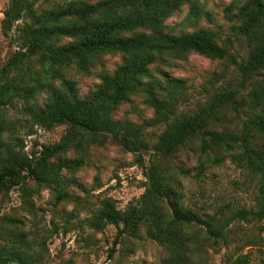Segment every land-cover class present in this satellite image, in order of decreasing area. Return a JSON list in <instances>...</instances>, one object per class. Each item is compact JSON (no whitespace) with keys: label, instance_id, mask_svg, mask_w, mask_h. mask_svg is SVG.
<instances>
[{"label":"rangeland","instance_id":"rangeland-1","mask_svg":"<svg viewBox=\"0 0 264 264\" xmlns=\"http://www.w3.org/2000/svg\"><path fill=\"white\" fill-rule=\"evenodd\" d=\"M69 1L59 0L61 3ZM192 1L202 6L200 16L190 17L191 4L186 2L165 20V31L174 35L198 29L213 31L226 57L217 60L190 52L181 58L168 55L150 65L155 77L165 74L184 82L185 91L172 118L193 114L223 90L236 91L238 99L249 100V94L264 85V70L245 80L234 64L245 62L251 47L238 31L240 21L228 17L237 9L229 13L226 9L230 5L240 6L245 0ZM10 3L11 0H0V73L21 51L18 36L22 21L10 25L4 21ZM69 41L64 38L57 45ZM121 61L120 54H105L87 72H80L74 65L47 68L34 57L26 59L19 71H13L10 76L23 77V83L29 88L35 82L44 86L31 98L17 97L7 105H0V122L6 126L1 136L4 151L18 153L22 146L25 154L24 142L28 135L41 127L44 133L33 140L32 146L31 160L36 163L44 147L60 142L68 133L66 126L48 130L33 124L29 109L45 105L50 94L46 85L59 87L62 79L71 80L77 84L78 97L85 98L99 86L101 73L114 72ZM247 111V107L226 108L216 130L240 133ZM154 116L153 108L144 103L143 95L129 97L110 114L114 120L130 121L142 127L149 146L157 142L165 129L164 124H150ZM249 144L254 151L264 152V141L255 134L251 135ZM199 145V140L193 139L168 160L160 159L153 150L140 152L141 164L137 153L123 151L111 138L103 144L81 140L60 156L83 162L75 174L62 170V183L71 197L69 200L57 201L58 183L38 186L30 178L0 193V250L6 247L9 237H13L22 240L21 250L40 255V264H166L169 251L149 236L150 222L143 223L135 236L120 237L112 225L95 227L99 223L97 213L104 199L113 201L120 211L139 207L148 183L145 172L153 163L167 176L168 192L154 205L163 229L170 224L174 208L190 210L201 218L209 215L216 219L226 215L228 210L252 209L256 203L257 178L223 153L219 154L221 162L214 163L215 153H204ZM238 152L239 149L234 151ZM170 227L178 235L183 264H232L240 256H247L249 264H264V221L235 220L228 224L219 239L209 237L206 227L200 224Z\"/></svg>","mask_w":264,"mask_h":264},{"label":"trees","instance_id":"trees-1","mask_svg":"<svg viewBox=\"0 0 264 264\" xmlns=\"http://www.w3.org/2000/svg\"><path fill=\"white\" fill-rule=\"evenodd\" d=\"M186 2L191 4L189 16L197 19L202 6L192 0H100L95 3L11 0L4 21L8 25L22 21L18 36L21 51L0 73L3 81L0 105H7L17 97L31 98L43 88L44 85L38 82L29 88L23 83V77L10 76L13 71H19L26 59L34 57L47 68L74 65L80 72H87L105 54H120L122 61L114 72H102L99 86L85 98L78 97L74 81L62 79L59 87L46 85L50 94L45 105L29 109L33 124L48 130L66 126L68 133L60 142L44 147L36 163L22 152V146L18 153L4 151L1 136L6 126L0 122V193L30 178L38 186L58 183L57 201L69 200L71 197L62 183V170L68 169L75 174L83 162L60 156L83 139L91 144H103L111 138L123 151L137 153L141 164L140 152L153 150L160 159L168 160L188 142L198 139L202 152L215 153L214 163L221 162L219 154L223 153L232 163L257 178L256 203L252 209L228 210L226 215L216 219L209 215L201 218L190 210L174 208L170 224L163 229L154 205L168 192L167 176L153 163L145 172L148 183L142 204L120 211L113 201L104 199L95 227L101 229V225H112L120 237L135 236L140 226L148 221L151 225L149 236L169 251L166 264H183L178 235L170 226L200 224L206 227L209 237L219 239L224 236L228 224L235 220L264 221V152L254 151L249 144L253 134L264 141V85L252 91L249 100L238 99L236 91L223 90L193 114L172 118L184 94V82L165 74L155 77L150 69L151 64L168 55L181 58L192 52L210 59L226 57V51L218 45L213 31L198 29L176 35L165 31V20ZM46 5L51 7L45 8ZM233 8L237 12L228 17L240 21L238 31L251 47L248 59L234 64L241 76L249 80L264 70V0H245L240 6L230 5L226 12ZM64 38L70 41L57 45ZM136 95H143L144 103L154 110L150 124L165 126L153 146L146 143L142 127L110 118L114 108ZM229 107L248 109L240 133L215 128L224 117L223 111ZM236 149H239L238 153H234ZM23 246L21 239L9 237L6 247L0 250V264H40L42 257L21 250ZM232 264L249 262L247 256H240Z\"/></svg>","mask_w":264,"mask_h":264},{"label":"built area","instance_id":"built-area-1","mask_svg":"<svg viewBox=\"0 0 264 264\" xmlns=\"http://www.w3.org/2000/svg\"><path fill=\"white\" fill-rule=\"evenodd\" d=\"M43 133H44V129L39 127L34 131V133L28 135L26 141L24 142V151L29 159H33V155H32L33 140L38 136H41Z\"/></svg>","mask_w":264,"mask_h":264}]
</instances>
